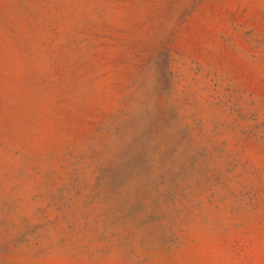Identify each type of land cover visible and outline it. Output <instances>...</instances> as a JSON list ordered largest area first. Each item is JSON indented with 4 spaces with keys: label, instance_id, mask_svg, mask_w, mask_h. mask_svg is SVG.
<instances>
[{
    "label": "rangeland",
    "instance_id": "374dc122",
    "mask_svg": "<svg viewBox=\"0 0 264 264\" xmlns=\"http://www.w3.org/2000/svg\"><path fill=\"white\" fill-rule=\"evenodd\" d=\"M0 264H264V0H0Z\"/></svg>",
    "mask_w": 264,
    "mask_h": 264
}]
</instances>
